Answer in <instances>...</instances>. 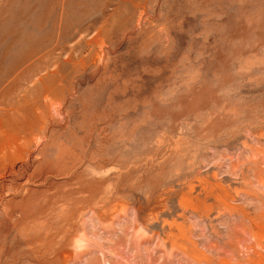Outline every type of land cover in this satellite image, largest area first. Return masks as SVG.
I'll use <instances>...</instances> for the list:
<instances>
[{
  "label": "rangeland",
  "instance_id": "1",
  "mask_svg": "<svg viewBox=\"0 0 264 264\" xmlns=\"http://www.w3.org/2000/svg\"><path fill=\"white\" fill-rule=\"evenodd\" d=\"M0 264H264V0H0Z\"/></svg>",
  "mask_w": 264,
  "mask_h": 264
},
{
  "label": "bare ground",
  "instance_id": "2",
  "mask_svg": "<svg viewBox=\"0 0 264 264\" xmlns=\"http://www.w3.org/2000/svg\"><path fill=\"white\" fill-rule=\"evenodd\" d=\"M35 54V53H34Z\"/></svg>",
  "mask_w": 264,
  "mask_h": 264
}]
</instances>
